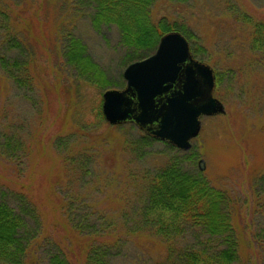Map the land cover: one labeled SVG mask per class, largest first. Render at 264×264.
I'll return each instance as SVG.
<instances>
[{
	"label": "rangeland",
	"instance_id": "1",
	"mask_svg": "<svg viewBox=\"0 0 264 264\" xmlns=\"http://www.w3.org/2000/svg\"><path fill=\"white\" fill-rule=\"evenodd\" d=\"M9 1L19 6L28 45L0 44V52L26 60L32 81L18 86L0 68V198L25 215L22 234L31 245L23 264H52L49 254L60 251L70 264H90L88 242L102 252L103 264H160L165 243L139 223L133 204L147 172L174 155L182 169L200 172L230 197L237 255L226 264H264V0L150 2L151 19L180 31L192 55L213 69V95L222 104L200 116L184 150L97 114L101 93L124 85V66L155 46L127 47L114 23L92 26L88 0ZM66 29L84 42L110 83L101 80L98 88L75 74L58 47ZM199 237L210 246L224 241ZM191 240L187 232L173 247Z\"/></svg>",
	"mask_w": 264,
	"mask_h": 264
},
{
	"label": "trees",
	"instance_id": "2",
	"mask_svg": "<svg viewBox=\"0 0 264 264\" xmlns=\"http://www.w3.org/2000/svg\"><path fill=\"white\" fill-rule=\"evenodd\" d=\"M151 1L88 0L94 9L90 23L95 27L101 23H114L122 44L150 50L157 43L158 37L170 29L163 24H156L151 19L148 9ZM9 2L0 0V44L3 48L22 50L28 45L25 27L21 23L19 6L14 8V2H10L12 5ZM58 47L60 54L77 76L90 83H97L98 88L102 87L101 80L106 79L105 71L88 54L79 36L68 29L61 31ZM131 56L136 55H128L127 59ZM25 63L26 60H20L6 51L0 52V68L3 74L18 86L28 85L32 81L28 65ZM106 82L110 83L104 81ZM97 114L100 115L99 109ZM131 123L122 124L134 127ZM141 136L145 140L155 138L146 132L141 133ZM88 158L90 156L86 159ZM141 193L140 201L137 203L136 200L133 207L139 223L162 238L165 243V253L160 264H226L236 258L231 211L227 204L230 197L224 189L210 184L200 172L192 173L182 169L178 157L171 156L166 163L147 172ZM23 195L16 192L22 204L27 205L28 199ZM69 201L65 200L61 204L68 220V208L71 205ZM25 225L26 218L22 211L5 198H0L1 264H23L26 258L28 259L31 241L22 234ZM187 232L194 240L174 248L173 241ZM200 232L208 237L221 236L224 239L223 244L208 245L207 238L201 240L199 237ZM91 243L86 244L84 255L90 264H103L102 252L97 255V249ZM48 259L52 264H70L62 251L49 254Z\"/></svg>",
	"mask_w": 264,
	"mask_h": 264
},
{
	"label": "water",
	"instance_id": "3",
	"mask_svg": "<svg viewBox=\"0 0 264 264\" xmlns=\"http://www.w3.org/2000/svg\"><path fill=\"white\" fill-rule=\"evenodd\" d=\"M121 74L122 87L101 93L104 119L111 124L132 122L179 149L190 146L201 115L222 110L213 95V69L192 55L178 30L163 32L153 51L128 62Z\"/></svg>",
	"mask_w": 264,
	"mask_h": 264
}]
</instances>
